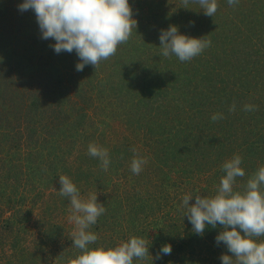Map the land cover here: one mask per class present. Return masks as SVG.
I'll list each match as a JSON object with an SVG mask.
<instances>
[{
  "label": "rangeland",
  "instance_id": "1",
  "mask_svg": "<svg viewBox=\"0 0 264 264\" xmlns=\"http://www.w3.org/2000/svg\"><path fill=\"white\" fill-rule=\"evenodd\" d=\"M21 3L0 0V264H69L80 254L60 175L106 208L90 247L137 236L150 254L133 264H222L232 255L215 242L222 226L197 235L179 206L186 194L190 205L195 194L214 196L234 155L246 173L236 191L264 166V0H218L214 17L181 0H129L137 21L129 41L83 71L74 51L57 54L41 38ZM170 25L211 47L187 62L163 57L159 34ZM218 112L225 118L212 121ZM89 143L109 150L107 172ZM134 155L148 160L139 175ZM164 244L172 253L156 260Z\"/></svg>",
  "mask_w": 264,
  "mask_h": 264
},
{
  "label": "clouds",
  "instance_id": "2",
  "mask_svg": "<svg viewBox=\"0 0 264 264\" xmlns=\"http://www.w3.org/2000/svg\"><path fill=\"white\" fill-rule=\"evenodd\" d=\"M190 3L198 5L209 17H214L218 10V0H181V7L190 9ZM227 3L235 6L239 0H227ZM18 8L22 12L34 11L41 38L55 41L50 45L55 53H76L79 58L76 71H83L86 65L97 69L102 61L116 55L118 46L126 44L133 29L137 28L129 0H23ZM159 40L160 54L165 58L175 56L180 62L191 61L212 45L207 36L196 38L181 34L176 25L162 29ZM255 110V105L243 106L245 112ZM228 111H236L235 102ZM224 118L219 112L211 116L214 122ZM131 151L135 153L136 150ZM87 154L100 161L103 171H108L111 159L107 148L89 143ZM147 163L146 158L134 155L130 170L139 175ZM241 165L242 157L238 154L227 159L222 164L226 175L221 177L217 193L211 197L195 194V203L191 205L193 194H186L179 207L197 235L203 236L208 226H222L215 242L223 244L232 254H222V264H264V240L258 239L264 237V166L251 174L241 192L234 190L237 178L246 175ZM58 182L61 185L59 195L70 204L69 221L76 226L72 245L80 250L69 264H133L134 259L148 258V242L137 236H131L116 247H90L99 239L90 228L105 214L106 208L98 202L97 193L90 194L87 199L81 197L80 190L67 175H60ZM171 253V244H164L155 259Z\"/></svg>",
  "mask_w": 264,
  "mask_h": 264
}]
</instances>
